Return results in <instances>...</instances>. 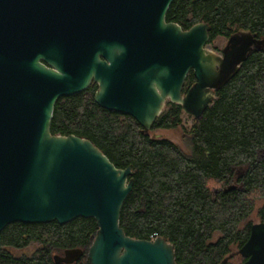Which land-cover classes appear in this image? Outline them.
Masks as SVG:
<instances>
[{"label": "water", "instance_id": "95a60500", "mask_svg": "<svg viewBox=\"0 0 264 264\" xmlns=\"http://www.w3.org/2000/svg\"><path fill=\"white\" fill-rule=\"evenodd\" d=\"M172 1L0 0V232L93 219L88 264H176L165 239H134L119 226L131 166L116 168L87 139L50 132L56 101L91 84L98 107L133 118L146 135L166 103L197 122L248 56L264 51V37L246 30L211 51L208 24L166 22ZM238 253L243 264H264V223ZM82 255L65 250L53 261Z\"/></svg>", "mask_w": 264, "mask_h": 264}, {"label": "trees", "instance_id": "16d2710c", "mask_svg": "<svg viewBox=\"0 0 264 264\" xmlns=\"http://www.w3.org/2000/svg\"><path fill=\"white\" fill-rule=\"evenodd\" d=\"M165 19L183 30L208 24V44L238 30L261 38L264 0H173ZM194 81L188 73L185 84ZM95 91L91 84L58 99L50 132L87 139L116 168L131 166L132 189L119 217L124 233L165 239L176 264H243L238 252L255 224L252 215L264 223V51L252 52L202 118L183 130L187 152L144 134L133 118L98 107ZM182 115L180 106L168 103L150 132L176 130ZM96 231L94 220L83 218L65 225L10 224L0 232V264H55L53 256L70 249L83 253L73 264H88ZM32 246L29 255L13 254Z\"/></svg>", "mask_w": 264, "mask_h": 264}, {"label": "rangeland", "instance_id": "374dc122", "mask_svg": "<svg viewBox=\"0 0 264 264\" xmlns=\"http://www.w3.org/2000/svg\"><path fill=\"white\" fill-rule=\"evenodd\" d=\"M227 42V38L224 36H218L211 44L208 45V48L217 53L220 54L222 48L225 46ZM189 87L188 84H185V90ZM167 105V104H166ZM166 106L164 107L163 111H165ZM193 125V119L190 117H187L185 115H182L181 117V126L178 127L176 130H156V131H151L149 135L153 138L156 139H167L173 144L177 145L180 147L181 150L184 152H187V149L185 145L182 142V135H183V130L189 131L190 128ZM261 206V203H258L256 205V209H258ZM252 219H254V223H258L257 218L255 214L252 215ZM219 234H215L213 236V240L215 241L218 238ZM33 252V246L28 247L25 250H14L13 254L16 256H23V255H29Z\"/></svg>", "mask_w": 264, "mask_h": 264}, {"label": "flooded vegetation", "instance_id": "af4514ba", "mask_svg": "<svg viewBox=\"0 0 264 264\" xmlns=\"http://www.w3.org/2000/svg\"><path fill=\"white\" fill-rule=\"evenodd\" d=\"M96 88H97V86H96ZM166 104H168V103H166ZM165 106H166V105H165ZM244 261H245V260H243V263H244Z\"/></svg>", "mask_w": 264, "mask_h": 264}]
</instances>
